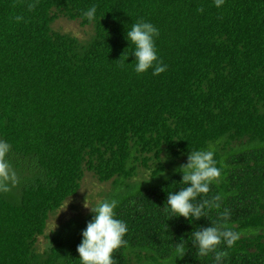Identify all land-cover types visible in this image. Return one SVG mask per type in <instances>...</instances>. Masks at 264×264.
Listing matches in <instances>:
<instances>
[{"label": "trees", "instance_id": "1", "mask_svg": "<svg viewBox=\"0 0 264 264\" xmlns=\"http://www.w3.org/2000/svg\"><path fill=\"white\" fill-rule=\"evenodd\" d=\"M60 18L90 38L56 30ZM140 21L159 30V75L125 59ZM190 150L221 171L194 201L219 207L193 222L164 207ZM0 165V264H80L94 213L49 222L87 173L109 185L94 207L116 200L128 226L114 264H215L191 232L222 223L238 234L217 247L222 264H264V0H0Z\"/></svg>", "mask_w": 264, "mask_h": 264}, {"label": "clouds", "instance_id": "2", "mask_svg": "<svg viewBox=\"0 0 264 264\" xmlns=\"http://www.w3.org/2000/svg\"><path fill=\"white\" fill-rule=\"evenodd\" d=\"M215 6L220 8L224 0H214ZM203 11V9H200ZM96 9H88L85 15L92 19ZM159 35L158 28L147 21H140L131 24L126 30V39L130 42L132 50L125 54L127 61L129 55L135 57L136 73L146 72L153 69V75H159L166 70L158 60L155 46V38ZM164 159L160 157V160ZM0 165V169H2ZM176 171L182 174V182L185 187L178 191L167 192V207L174 213L173 216L184 217L193 222L203 216L205 206L219 207L215 203L220 200L219 196L212 201L205 200L203 204L194 203L200 194H207L210 191L211 183L220 177L221 171L216 166L212 151H192L188 154L187 162L182 164ZM87 206V205H86ZM116 200L100 201L95 207L88 206L94 213L92 219L87 223L82 231V241L77 246L80 264H114L113 252L126 243L124 236L128 231L126 222L116 218ZM172 216V217H173ZM225 221L227 213L224 214ZM192 243L198 247L200 256H206L215 251V264H222V258L227 255L224 251H216L221 243H225L229 248L238 239V234L231 230L226 223L219 226L211 224L208 227H199L192 231ZM186 249L182 240L176 243L174 249V259L182 258Z\"/></svg>", "mask_w": 264, "mask_h": 264}, {"label": "rangeland", "instance_id": "3", "mask_svg": "<svg viewBox=\"0 0 264 264\" xmlns=\"http://www.w3.org/2000/svg\"><path fill=\"white\" fill-rule=\"evenodd\" d=\"M56 30L76 35L81 40L90 38L92 27L84 26L80 21H72L67 18H60L54 23ZM109 185L98 181L92 173H87L83 186L79 193L67 200L63 208L52 216L49 222V231L57 228L63 221L78 215H86L90 212L88 206L94 207V202L97 203L101 192L108 189ZM87 205V206H86ZM46 247V239L40 238L39 249L41 251Z\"/></svg>", "mask_w": 264, "mask_h": 264}]
</instances>
